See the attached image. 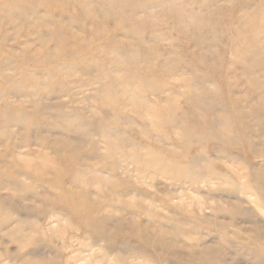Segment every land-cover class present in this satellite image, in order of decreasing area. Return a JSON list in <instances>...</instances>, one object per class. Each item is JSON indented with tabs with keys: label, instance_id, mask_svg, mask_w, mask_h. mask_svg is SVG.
<instances>
[{
	"label": "rangeland",
	"instance_id": "obj_1",
	"mask_svg": "<svg viewBox=\"0 0 264 264\" xmlns=\"http://www.w3.org/2000/svg\"><path fill=\"white\" fill-rule=\"evenodd\" d=\"M0 264H264V0H0Z\"/></svg>",
	"mask_w": 264,
	"mask_h": 264
}]
</instances>
